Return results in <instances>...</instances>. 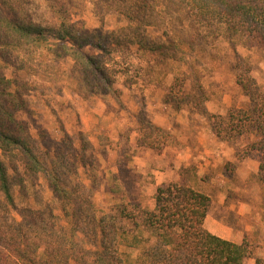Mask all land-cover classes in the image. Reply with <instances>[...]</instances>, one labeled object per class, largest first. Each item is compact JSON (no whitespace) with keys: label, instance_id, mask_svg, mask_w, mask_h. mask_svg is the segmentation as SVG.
Here are the masks:
<instances>
[{"label":"trees","instance_id":"trees-1","mask_svg":"<svg viewBox=\"0 0 264 264\" xmlns=\"http://www.w3.org/2000/svg\"><path fill=\"white\" fill-rule=\"evenodd\" d=\"M89 2L101 21L115 14L126 25L110 33H91L77 28L73 9ZM31 0H0V62L27 71L29 62L58 73L70 61L76 78L75 92L83 97L114 96V77L109 61L115 48L137 50L171 61H184V52L168 34L151 38L147 29L161 27L167 18L187 23L194 31L223 32L245 48H264V0H45L47 11L29 13ZM92 48L98 53L87 54ZM42 58H47L44 63ZM255 86L252 78L248 79ZM250 101L252 88L238 78ZM28 84L7 79L0 72V264H245L246 244L213 235L204 222L210 198L190 186L197 179L195 167L178 172L179 180L161 184L153 196V208L144 205L140 192L129 193L125 180L137 179L130 173V149L120 153L108 193L118 202L107 211L96 208L92 196L97 186L90 176V188L79 178L78 161L94 173L92 146L82 136V154L71 163L61 150L47 160L39 153L44 142L34 138L21 116L29 115L24 93ZM260 139V173H264V106L254 104L248 112ZM65 139L71 138L64 133ZM174 141L171 134L148 119L138 126L136 144L161 154ZM57 144V143H55ZM20 164L26 174L42 173L61 212L48 207L19 208L7 164ZM126 174L125 175H123ZM264 181V174L262 176ZM82 234L86 244L78 242Z\"/></svg>","mask_w":264,"mask_h":264},{"label":"rangeland","instance_id":"rangeland-1","mask_svg":"<svg viewBox=\"0 0 264 264\" xmlns=\"http://www.w3.org/2000/svg\"><path fill=\"white\" fill-rule=\"evenodd\" d=\"M31 1L30 15L47 11L45 0ZM72 18L77 28L91 33L106 34L126 25L115 14H107L100 21L89 2L82 9H73ZM147 33L151 38L168 34L175 39L184 52V61L167 60L134 46L115 48L108 63L114 77V96L78 95L70 61L62 63L56 74L43 72L45 66H37L38 60L29 62L27 71L0 62V72L7 79L28 84L23 99L29 115L21 118L34 138L40 141V134L45 135L39 145L42 158L52 159L61 150L75 164V158L82 154L79 136L92 146L86 156L93 155L96 171L90 172L79 161L76 169L88 188L90 176L95 177L97 186L92 200L96 208L107 211L118 202L107 190L113 175H122L117 162L124 148L133 152L128 168L137 179L136 183L133 178L125 180V188L129 193L140 192L144 205L150 209L158 187L154 183L160 179V174L156 178V171L168 175L173 163L165 170L166 160L178 153L189 154L191 159L175 169V179L166 177L162 184L177 182L181 169L194 166L197 179L190 186L210 198L205 228L210 232L219 229L243 234L249 239L244 238L243 242L251 255L245 264H264V258L254 255L264 256V224L257 219H264V173L259 171L260 139L248 117L254 104L264 106V48L248 49L223 32H197L174 18H167L161 27L148 28ZM84 51L89 55L98 53L92 48ZM42 59L48 62L47 58ZM238 78L252 88L248 94L253 104L237 83ZM249 78L255 86L249 84ZM146 119L155 125L164 123L166 128L159 127L174 138L161 154L136 144L138 126ZM64 133L71 140L65 139ZM135 157L144 158V165L137 164ZM7 167L19 208L48 207L61 216L42 173L26 174L20 164L12 168L8 163ZM247 229L257 230L256 236L251 235L254 239H250ZM78 242L86 244L82 234L78 235Z\"/></svg>","mask_w":264,"mask_h":264},{"label":"crops","instance_id":"crops-1","mask_svg":"<svg viewBox=\"0 0 264 264\" xmlns=\"http://www.w3.org/2000/svg\"><path fill=\"white\" fill-rule=\"evenodd\" d=\"M78 113V112H77ZM87 116H90V113H88V112H86L85 113ZM160 123V122H159ZM158 126H160V127H165V124L164 123H160V124H157ZM166 128V127H165ZM200 141V143H202L201 142V140H199ZM218 143V142H217ZM219 144V146H221L220 145V142L218 143ZM165 154V153H164ZM228 154V156L230 155L229 153H227ZM226 154V155H227ZM208 155V154H207ZM218 157L219 156H221L220 154H218L217 155ZM227 156V157H228ZM135 159L137 160V164H141L142 166L144 165V158H141V157H135ZM189 159H191V156H189V154H188V156L184 153V154H182V153H178V154H176V155H173L172 157H171V159L170 160H166V169L165 170H168L167 168H169V165H170V163H173V164H171V165H173L172 167H171V169H169L170 171H168V175H166V176H163L162 175V173H159V172H157L156 171V178L158 177L157 175H159L160 174V179H159V181H156L154 184H155V186L157 187V186H159V185H161L162 183H164L165 181H167V180H165L166 179V177H167V179L168 180H173V179H175V176H176V168L178 167V165H181V163H185V161L186 160H189ZM246 162H244V164H245ZM258 166V165H257ZM257 166H256V168H255V172H257ZM167 172V171H166ZM258 219V222H260V223H262V224H264V219H263V221L261 222V220H260V218H257ZM254 223H257V221L256 222H254ZM246 231H250V232H247L248 233V235H249V237H250V239L252 238V239H254L253 238V236H256L255 234H256V231L257 230H249V229H247ZM210 232V231H209ZM213 235H215V236H217V237H220V238H222V239H225V240H228V241H232V242H234V243H238V244H241V243H244L243 242V239L244 238H246L243 234H242V236H238V235H235V232L234 233H232V232H230V231H227V232H223V231H220L219 229H217L215 232H211ZM244 233V232H243ZM251 235H253V236H251ZM246 240H249V239H247L246 238ZM248 249H249V247H248ZM262 251H263V255H264V249H261ZM258 252H259V249H258ZM254 255H257L258 257H261V258H264V256H261L260 254H254ZM251 258V255H250V251H249V257L246 259L247 261L249 260ZM245 263H246V261H245Z\"/></svg>","mask_w":264,"mask_h":264}]
</instances>
